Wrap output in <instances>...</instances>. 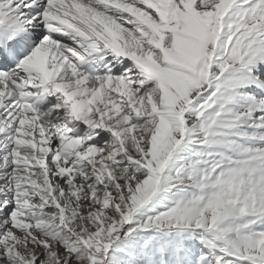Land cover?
Masks as SVG:
<instances>
[{
  "label": "snow or ice",
  "instance_id": "1",
  "mask_svg": "<svg viewBox=\"0 0 264 264\" xmlns=\"http://www.w3.org/2000/svg\"><path fill=\"white\" fill-rule=\"evenodd\" d=\"M0 264H264V0H0Z\"/></svg>",
  "mask_w": 264,
  "mask_h": 264
}]
</instances>
